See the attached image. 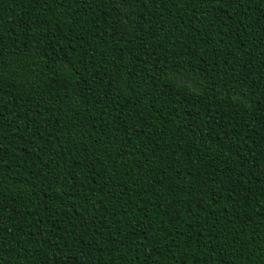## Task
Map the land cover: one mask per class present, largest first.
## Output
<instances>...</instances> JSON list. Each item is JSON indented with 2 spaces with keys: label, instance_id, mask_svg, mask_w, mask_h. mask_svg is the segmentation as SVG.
Instances as JSON below:
<instances>
[{
  "label": "trees",
  "instance_id": "1",
  "mask_svg": "<svg viewBox=\"0 0 264 264\" xmlns=\"http://www.w3.org/2000/svg\"><path fill=\"white\" fill-rule=\"evenodd\" d=\"M0 264H264V0H0Z\"/></svg>",
  "mask_w": 264,
  "mask_h": 264
}]
</instances>
